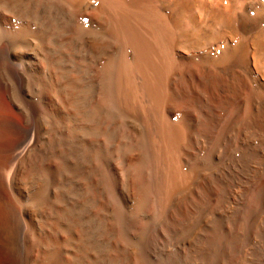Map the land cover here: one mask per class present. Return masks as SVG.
<instances>
[{"label": "bare ground", "instance_id": "bare-ground-1", "mask_svg": "<svg viewBox=\"0 0 264 264\" xmlns=\"http://www.w3.org/2000/svg\"><path fill=\"white\" fill-rule=\"evenodd\" d=\"M0 264H264V0H0Z\"/></svg>", "mask_w": 264, "mask_h": 264}, {"label": "rangeland", "instance_id": "rangeland-1", "mask_svg": "<svg viewBox=\"0 0 264 264\" xmlns=\"http://www.w3.org/2000/svg\"><path fill=\"white\" fill-rule=\"evenodd\" d=\"M21 67L19 66H13V74L15 75V77L18 79V80H21L20 79V75H21ZM6 101V104H7V100ZM8 105V104H7ZM40 108V109H39ZM35 113L32 114L27 120L25 119H21L20 117H18L14 111L11 109L10 106L7 107V109H5V113L7 115H9L11 118L15 119L17 122L21 123V124H24V125H30V126H33L34 128H36V130L38 129L37 127L40 126V123L41 121H39V116H38V113L42 112V108L41 107H38V108H35ZM35 116V117H34ZM38 116V117H37ZM33 117V118H31ZM28 123V124H27ZM36 124V125H35ZM36 126V127H35ZM38 141V136L36 135V138H35V142L34 143H37Z\"/></svg>", "mask_w": 264, "mask_h": 264}]
</instances>
